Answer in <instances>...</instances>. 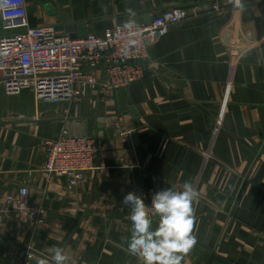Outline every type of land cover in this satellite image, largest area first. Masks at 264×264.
<instances>
[{"label":"crops","instance_id":"0c3cea01","mask_svg":"<svg viewBox=\"0 0 264 264\" xmlns=\"http://www.w3.org/2000/svg\"><path fill=\"white\" fill-rule=\"evenodd\" d=\"M25 1L32 26L83 23L99 35L166 10L218 9L171 26L149 50L158 69L110 98L37 101L30 90L6 94L0 82V264L28 250L51 260L52 246L68 264H141L127 251L124 196L152 189L143 198L150 205L156 192L185 182L199 193L197 243L181 264H264V0H241L243 10L229 0ZM64 127L99 146L98 168L74 187L41 174L43 141ZM20 186L47 208L43 224L5 210L3 197Z\"/></svg>","mask_w":264,"mask_h":264},{"label":"built area","instance_id":"2783aa9c","mask_svg":"<svg viewBox=\"0 0 264 264\" xmlns=\"http://www.w3.org/2000/svg\"><path fill=\"white\" fill-rule=\"evenodd\" d=\"M231 8L239 9L234 2ZM217 9V5L211 9L197 5L166 10L148 22H130L131 30L125 24H117L105 28L101 35L89 32L85 38H73L54 26L30 25L26 1L19 0L14 14L10 11L6 18L0 12L2 28L7 31L0 36V82L6 94L30 90L37 101L74 103L88 92L110 98L114 90L140 79L145 70L158 69V63L150 59L149 50L171 26ZM130 40L136 43L130 45ZM132 59L139 62L134 63ZM214 125L217 128L220 121ZM43 148L45 161L41 174L46 183L65 180L69 187H74L98 168L95 161L99 146L90 135L72 134L64 127L56 138L44 140ZM204 155L211 157L208 152ZM135 193L146 198L154 190L137 189ZM3 204L13 218L30 226L43 224L48 213L46 207L31 201L26 186L6 194ZM35 259L52 264L49 258L37 257L33 250L10 264H32Z\"/></svg>","mask_w":264,"mask_h":264},{"label":"clouds","instance_id":"9594fccd","mask_svg":"<svg viewBox=\"0 0 264 264\" xmlns=\"http://www.w3.org/2000/svg\"><path fill=\"white\" fill-rule=\"evenodd\" d=\"M243 10L241 0H229ZM19 0H0V12L6 18L14 14ZM126 29L133 25L126 23ZM130 40L129 44H135ZM127 54V52H125ZM199 193L190 182H185L182 190L162 189L151 198L146 205L144 199L135 192H128L122 204L130 207L131 235L127 251L138 258L141 264H181L184 257L197 243L192 235L195 215L193 202ZM151 217H158V226L152 228ZM54 264H68L69 257L57 246L48 249ZM38 264H49L48 260H39Z\"/></svg>","mask_w":264,"mask_h":264},{"label":"water","instance_id":"95a60500","mask_svg":"<svg viewBox=\"0 0 264 264\" xmlns=\"http://www.w3.org/2000/svg\"><path fill=\"white\" fill-rule=\"evenodd\" d=\"M56 29H61L68 32L73 38H85L90 31L88 28L85 27L83 23H71L66 25H59L56 26ZM132 62L138 63L139 60L132 59ZM149 73L150 72L148 70H145L144 72V74H149ZM155 218L159 219L158 217Z\"/></svg>","mask_w":264,"mask_h":264}]
</instances>
